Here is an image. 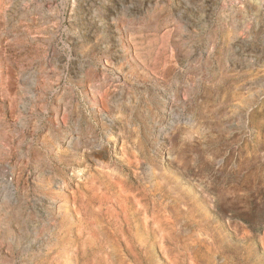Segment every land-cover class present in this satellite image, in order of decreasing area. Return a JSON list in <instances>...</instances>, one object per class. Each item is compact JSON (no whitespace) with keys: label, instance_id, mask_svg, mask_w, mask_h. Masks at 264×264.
I'll list each match as a JSON object with an SVG mask.
<instances>
[{"label":"rangeland","instance_id":"1","mask_svg":"<svg viewBox=\"0 0 264 264\" xmlns=\"http://www.w3.org/2000/svg\"><path fill=\"white\" fill-rule=\"evenodd\" d=\"M0 264H264V0H0Z\"/></svg>","mask_w":264,"mask_h":264},{"label":"bare ground","instance_id":"2","mask_svg":"<svg viewBox=\"0 0 264 264\" xmlns=\"http://www.w3.org/2000/svg\"><path fill=\"white\" fill-rule=\"evenodd\" d=\"M113 130V129H112ZM69 137V136H68ZM63 141V140H62ZM112 141V140H111ZM73 147V146H72ZM112 170V169H111ZM79 172V175L81 174V171H78ZM70 185V184H69Z\"/></svg>","mask_w":264,"mask_h":264}]
</instances>
